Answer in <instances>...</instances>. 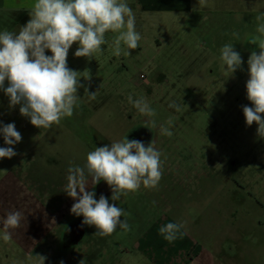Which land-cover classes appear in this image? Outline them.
<instances>
[{
	"label": "rangeland",
	"instance_id": "obj_1",
	"mask_svg": "<svg viewBox=\"0 0 264 264\" xmlns=\"http://www.w3.org/2000/svg\"><path fill=\"white\" fill-rule=\"evenodd\" d=\"M34 2L0 0V31L18 33ZM127 3L142 36L130 56L117 57L108 45L93 59L75 57L78 44L69 50L68 67L91 77L81 79L73 116L36 128L0 90V122L14 123L22 136L12 146L17 155L0 159V230L9 211L25 217L9 242L0 239V264H39L37 255L47 257L44 264H264V138L243 114V106H252L247 60L259 52L251 41L259 36L264 0H238L237 11L222 5L190 13L145 12L135 0ZM113 36L107 34L109 43ZM226 43L243 61L232 75L220 60ZM85 88L96 92L94 100ZM129 94L144 97L156 116L141 115ZM173 102L180 111L169 107ZM161 125L173 135H162ZM125 137L153 142L162 154V178L157 188L141 186L119 201L112 192H95L124 209L121 220L129 226L101 237L71 214L76 201L63 191L67 170L84 166L95 147ZM0 147H9L2 135ZM96 186L88 177L86 190ZM169 222L183 225L172 242L159 232ZM68 224L82 226L78 242L61 240Z\"/></svg>",
	"mask_w": 264,
	"mask_h": 264
},
{
	"label": "clouds",
	"instance_id": "obj_2",
	"mask_svg": "<svg viewBox=\"0 0 264 264\" xmlns=\"http://www.w3.org/2000/svg\"><path fill=\"white\" fill-rule=\"evenodd\" d=\"M199 5L207 6V0H199ZM29 15V21L18 33L7 29L0 31V90L9 98L10 107L20 106V114L29 118L31 125L51 129L62 119L73 116L82 99L78 95V89L84 87L81 79H91L88 70L80 72L68 67L67 57L73 44H78L74 53L77 58L93 59L95 54L104 52V45H108L117 57L130 56L131 50L140 47L142 36L136 30V16L127 0H35ZM256 20L259 36L251 43L259 52L252 51L247 60L246 93L252 106H243V114L246 125L255 123L258 137L264 138V13ZM109 32L114 34L111 43L106 39ZM232 35L238 37V33ZM46 50L51 55H46ZM220 60L231 75L243 63L232 43L220 48ZM85 94L90 100L96 98V92L89 93L87 88ZM127 101L141 115L156 116L155 109L144 97L134 99L129 94ZM169 107L180 111L174 102ZM149 122L156 127L154 119ZM167 123L172 124L171 118ZM160 133L168 137L173 135L170 128L163 125ZM0 135L9 146L0 147V159H11L17 155L12 146L21 142L22 136L14 123L4 125L2 122ZM161 155L153 142L145 146L142 141L127 137L95 147L87 153L84 166H70L67 170L63 191L76 201L70 209L71 214L82 216V225L94 226V235L105 237L118 227L127 231V222L121 220L126 215L124 209L109 203L104 195L96 199L94 190H86L88 177L95 186L104 181L111 189V200L119 201L141 186L158 187L163 169ZM24 219L19 210L9 211L2 221L0 239L9 242L12 239L10 230L20 228ZM182 227V224L169 222L162 225L159 232L172 242ZM37 257L39 264L47 259L42 255Z\"/></svg>",
	"mask_w": 264,
	"mask_h": 264
},
{
	"label": "crops",
	"instance_id": "obj_3",
	"mask_svg": "<svg viewBox=\"0 0 264 264\" xmlns=\"http://www.w3.org/2000/svg\"><path fill=\"white\" fill-rule=\"evenodd\" d=\"M135 3L145 12L190 13L201 7L199 0H135ZM237 3L238 0H232L231 3L228 0H207V6H204L202 9L212 10L216 7L226 5L228 8L233 6L232 9L237 11L235 8ZM188 261V263L192 262L189 259Z\"/></svg>",
	"mask_w": 264,
	"mask_h": 264
},
{
	"label": "flooded vegetation",
	"instance_id": "obj_4",
	"mask_svg": "<svg viewBox=\"0 0 264 264\" xmlns=\"http://www.w3.org/2000/svg\"><path fill=\"white\" fill-rule=\"evenodd\" d=\"M95 192L97 194L104 193V192L111 193V189L104 181H101L96 186ZM82 232H83L82 226L80 227L79 225H69L68 224V226H66L61 233L62 235L61 240L63 239V241L67 240L68 242L69 241L78 242L80 240V237L82 236Z\"/></svg>",
	"mask_w": 264,
	"mask_h": 264
}]
</instances>
